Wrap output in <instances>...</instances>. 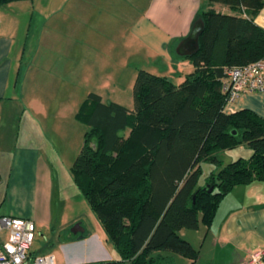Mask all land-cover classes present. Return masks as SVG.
I'll return each instance as SVG.
<instances>
[{"label":"trees","instance_id":"obj_1","mask_svg":"<svg viewBox=\"0 0 264 264\" xmlns=\"http://www.w3.org/2000/svg\"><path fill=\"white\" fill-rule=\"evenodd\" d=\"M207 1L230 13L198 10L193 68L177 84L140 68L132 108L88 92L77 109L87 129L70 176L117 258L76 264H171L174 254L191 264L198 251L180 230L207 229L233 186L264 181V119L227 112L220 91L224 67L264 58V29L253 21L264 0ZM239 144L249 156L223 164L218 153ZM204 161L214 167L199 184Z\"/></svg>","mask_w":264,"mask_h":264},{"label":"crops","instance_id":"obj_2","mask_svg":"<svg viewBox=\"0 0 264 264\" xmlns=\"http://www.w3.org/2000/svg\"><path fill=\"white\" fill-rule=\"evenodd\" d=\"M26 2L17 0L0 6V102L3 99H11V96L5 94L12 93L16 79L20 76L19 61L22 53L19 34L22 33L23 29L20 31V28H24L23 22L26 21L28 11ZM137 2L138 0H62L54 11L58 13L60 9L66 8L68 27L72 29L68 40L72 52L63 58L56 57L58 66L64 67L66 62L71 68L79 66V73L95 78L98 83L106 82L105 79H100L102 76L120 77L123 72L128 74L132 81L137 69L140 68L166 76L170 81L178 83L193 67L187 56L176 53L175 47L178 41L188 34L192 22L198 18V10L203 9L201 1L143 0L141 12L137 11ZM122 5L125 6L126 14L120 10ZM206 5L215 11L224 10H217L219 7L217 5L215 7V4L209 5L208 1ZM109 10L111 20H117L120 27L123 25L128 28V32L115 30V35L109 38L114 47L111 49L116 54L110 62L106 53L102 55L97 54V51L92 52V41L82 36V33L80 36H72L77 29L99 28L93 23L99 19L97 13H107ZM95 11L97 13H94ZM253 21L264 29V2L253 16ZM123 44L131 46V54L128 57L126 54H119L121 47L118 45ZM139 45L142 51L145 50L142 59H139L137 54ZM102 58L103 62L107 61L108 64L101 65ZM61 70L64 71L62 68ZM79 73L77 76H83ZM66 75L68 82L75 84L72 80L73 72L69 71ZM115 85L119 86L118 80L111 81L110 93L114 92ZM87 91L97 93L104 102H116L113 98H103L101 92L96 89ZM26 104L27 108L37 115L32 104ZM243 108L255 112L264 119V88L255 93L240 94L225 109L232 112ZM24 116V113H21L19 117V123L22 120L23 127L28 123L27 117ZM28 119L31 124L32 117L28 115ZM28 137L30 136L23 132L21 142L13 141L6 149L0 150V215L31 219L35 230L38 231L52 226V176L49 156L41 152L40 144H32ZM249 154L250 151L247 149L244 157H248ZM75 224L82 227L84 237L72 238V235L78 233L71 232L62 234L60 239L61 237L63 239L59 240L61 255H58L57 259L54 256L57 263L76 264L116 257L100 226L98 230H87L82 222H75L70 228ZM200 227L203 226L199 225L193 231L182 229L183 236L186 232L188 236L189 234L196 236L195 240L186 238L198 251V256L191 264H241L252 251L264 250V181L233 186L220 200L207 230L203 227L205 231H202ZM92 244L96 248H101L103 253L91 254L88 258L71 254L78 245L90 247ZM30 246L28 253L31 256L34 253L31 252ZM184 259L183 264H187L188 260Z\"/></svg>","mask_w":264,"mask_h":264},{"label":"rangeland","instance_id":"obj_3","mask_svg":"<svg viewBox=\"0 0 264 264\" xmlns=\"http://www.w3.org/2000/svg\"><path fill=\"white\" fill-rule=\"evenodd\" d=\"M24 1H27L28 11L26 21L23 22L24 28H20V31L23 29L22 33L19 31L21 38L20 52L22 53V58L19 61L20 76L19 79H16L14 90L10 93L12 95L9 92L5 94V96H11V99H3L0 102V150L6 149L13 141L21 142L22 133L24 132L30 136L28 138L32 140V144H40L41 152H45L49 156L48 161L50 162L52 176V226L49 229L35 230L30 250L34 254L53 253L57 259V256L61 255L59 240L63 238L60 239V236L69 234L72 224L82 222L87 230H98L99 228L96 218L89 210L70 176V166L81 147L83 132L87 129L83 122L75 117L77 109L89 89H96L101 92L103 98H113L114 101L119 102L118 104L132 108V81L130 76L123 72L120 77L117 75L102 76L100 79H105L106 82L98 83L95 78L79 73V66L71 68L68 62L65 63L64 67L61 66L64 70L62 71L58 66L59 63L56 61V57L63 58L72 52V47L68 45L72 29L68 27L69 20L66 16V8L60 9L58 13L54 11L62 0ZM200 1L202 8L206 9L207 0ZM136 4H138L137 11L141 12L143 0H138ZM216 5L219 7L217 10L224 9L221 11L228 12L226 7L218 4H215V7ZM122 6L120 10L123 14H126L124 11L125 6L123 8ZM110 12L111 10L107 13H97L95 11L94 13L99 15V19L94 20L93 23L99 28L77 29L72 34L76 37L82 33V36L84 35L90 39L92 41V52L97 51V54L102 53V55L106 53L109 56L108 62L113 60L116 55L111 49L113 46L109 38L115 35V30L120 29L128 32L127 27L123 25L120 27L117 20H111ZM115 12L118 14L117 11ZM88 16L86 17L87 20ZM95 39H100V41H95ZM118 46L121 47L119 54H126L127 57L131 54L130 44ZM137 54L139 59H142L145 55V50L142 51L140 45ZM108 62H103L102 58L100 64L104 66ZM70 65L72 64L70 63ZM69 71L74 74L72 80L75 84L68 82L66 74ZM78 73L83 76H77ZM113 80H118L120 87L115 85L114 92L110 93V83ZM171 82L177 84L172 80ZM26 103L32 104L37 115H34L27 108ZM21 113H24V117H27L28 123L24 124V127L22 120L19 123ZM28 115L32 117L31 124ZM247 149L244 144H239V146L219 152L218 157L223 164L240 156L247 158L244 157L247 154ZM200 167L199 184L202 183L203 177L214 166L204 161L201 162ZM200 229L205 231L203 227H200ZM182 231L181 229V236ZM83 237L84 235L81 238ZM184 237L192 238V240L196 238L195 235L189 234L188 236V232L184 234ZM94 246L78 245L75 252L71 251V254L88 258L91 254L103 253L101 248L97 247V249ZM164 253L168 252L165 251ZM115 256L117 258L116 252ZM184 261L185 259L182 256L173 255L172 264H183ZM54 264L59 263L55 260Z\"/></svg>","mask_w":264,"mask_h":264},{"label":"built area","instance_id":"obj_4","mask_svg":"<svg viewBox=\"0 0 264 264\" xmlns=\"http://www.w3.org/2000/svg\"><path fill=\"white\" fill-rule=\"evenodd\" d=\"M264 88V58L242 66L223 69L220 91L224 108L242 93H255ZM35 225L31 219L0 215V264H54L51 253L29 255ZM241 264H264V250L252 251Z\"/></svg>","mask_w":264,"mask_h":264},{"label":"water","instance_id":"obj_5","mask_svg":"<svg viewBox=\"0 0 264 264\" xmlns=\"http://www.w3.org/2000/svg\"><path fill=\"white\" fill-rule=\"evenodd\" d=\"M203 29V21L201 18H196L190 27L188 34L180 39L175 47V51L180 56H187L194 54L198 49V37ZM70 232L75 234L77 238L83 236L82 229L79 225L75 224L70 228Z\"/></svg>","mask_w":264,"mask_h":264}]
</instances>
